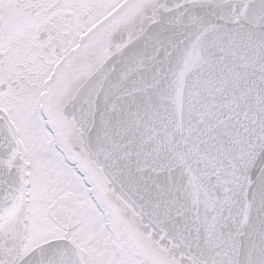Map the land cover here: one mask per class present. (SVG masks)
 Here are the masks:
<instances>
[{"label": "snow or ice", "instance_id": "snow-or-ice-1", "mask_svg": "<svg viewBox=\"0 0 264 264\" xmlns=\"http://www.w3.org/2000/svg\"><path fill=\"white\" fill-rule=\"evenodd\" d=\"M0 264H264V0H0Z\"/></svg>", "mask_w": 264, "mask_h": 264}]
</instances>
